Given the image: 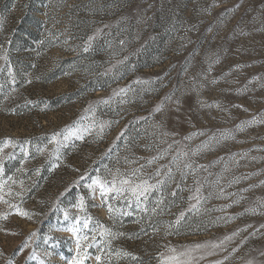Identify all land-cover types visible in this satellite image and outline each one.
<instances>
[{
    "label": "rangeland",
    "instance_id": "obj_1",
    "mask_svg": "<svg viewBox=\"0 0 264 264\" xmlns=\"http://www.w3.org/2000/svg\"><path fill=\"white\" fill-rule=\"evenodd\" d=\"M0 168V264H264V0H0Z\"/></svg>",
    "mask_w": 264,
    "mask_h": 264
},
{
    "label": "snow or ice",
    "instance_id": "obj_2",
    "mask_svg": "<svg viewBox=\"0 0 264 264\" xmlns=\"http://www.w3.org/2000/svg\"><path fill=\"white\" fill-rule=\"evenodd\" d=\"M93 37H89V43ZM84 51H88V46H85ZM121 93H126L127 89H121ZM107 103V101H105ZM178 103V102H177ZM91 110V109H90ZM103 130V126H101V131ZM58 135V134H56ZM56 135L53 136V139H56ZM67 139V137H65ZM6 144L13 143L11 140H8L5 142ZM149 164L152 163V161H148ZM143 166H141L142 169ZM141 169H134L129 175L127 176H120L117 178L116 176L113 177L111 181H101L99 178L92 181V184L88 185L90 189H93L95 191L94 186H98L99 188V195L101 196L102 200L105 201V203H108L109 199H127L129 197L135 198L137 202H141L142 199H146L148 193L153 190L156 185L150 184L148 180H140L137 177V173L141 171ZM0 171H2V168H0ZM157 176L160 175V172L157 171ZM161 183V181H157V184ZM198 191V190H197ZM81 208H83V202L81 201V204L79 205ZM108 211L111 214L113 211V208L110 204H108ZM23 215H28L27 213H23ZM80 221L77 220V224H79ZM84 228H88V223L85 222L83 224ZM69 231L73 232L74 234L79 232V229L75 226L68 229ZM109 234L107 230L101 233V235ZM35 235V233H33ZM96 241V236L93 235L89 237L88 235H84L83 237H78L76 239V255L72 259L71 264H85L86 259H88V251L87 249L92 247V242ZM28 244L25 243L24 247H27ZM197 247H201L200 245H197ZM123 255H128V253H123ZM181 255H184L181 253ZM101 255H97L95 257V260L97 264H101ZM172 259H176L173 257Z\"/></svg>",
    "mask_w": 264,
    "mask_h": 264
}]
</instances>
